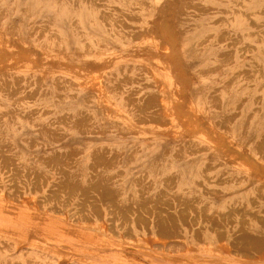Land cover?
<instances>
[{
  "label": "rangeland",
  "instance_id": "obj_1",
  "mask_svg": "<svg viewBox=\"0 0 264 264\" xmlns=\"http://www.w3.org/2000/svg\"><path fill=\"white\" fill-rule=\"evenodd\" d=\"M263 187L264 0H0V264H264Z\"/></svg>",
  "mask_w": 264,
  "mask_h": 264
},
{
  "label": "bare ground",
  "instance_id": "obj_2",
  "mask_svg": "<svg viewBox=\"0 0 264 264\" xmlns=\"http://www.w3.org/2000/svg\"><path fill=\"white\" fill-rule=\"evenodd\" d=\"M188 9V8H187ZM128 36V35H127ZM228 36V35H227ZM139 38V37H138ZM135 39V38H134ZM207 43V42H206ZM223 58V57H222ZM191 113V112H190ZM159 124V123H157ZM167 125V124H165ZM3 163L5 164L6 168L7 169H16L15 167L12 168L11 164L8 163V160H3ZM63 163V162H62ZM58 164V163H57ZM71 164V163H70ZM61 166V164H60ZM59 167V166H58ZM97 170V169H96ZM18 175L14 174V183H18ZM69 180V179H68ZM108 181V180H107ZM106 182V181H105ZM102 183V182H101ZM202 184V183H201ZM80 185V183H79ZM79 185L75 183H72L71 187H70V193L71 195H75V194H78V196L80 197L79 200H78V205H79V208H78V215L80 216V218L84 221H98L100 218V216L98 215V207L96 206V202L93 201L90 196V194L87 192L85 193L83 190H80L81 188H79ZM92 188L98 192L99 194L102 193V195L105 197V201H103L104 204H107V211L109 212V216L107 217L108 219H111V228L112 229H116V227L118 225H123L122 222L123 221H126L128 222V215L126 214V209L129 211V209L131 208L130 205H128L126 203V200H120L118 199L117 195L115 194V190L113 189L114 187H111V186H108V185H97V184H92L91 185ZM202 186V185H201ZM13 187V186H12ZM68 186H65V189L67 188ZM20 188V187H19ZM35 188V187H34ZM37 188V187H36ZM42 188V186H41ZM262 188V186H261ZM264 188V187H263ZM79 189V190H78ZM22 190V189H21ZM25 191V190H24ZM21 192V191H20ZM35 192V191H34ZM15 193V192H14ZM17 193V192H16ZM41 193V192H40ZM264 194V192H260V194ZM19 194V193H18ZM17 195V194H16ZM15 195V197H17ZM14 197V195H12ZM23 196V195H21ZM77 196V195H76ZM14 197V198H15ZM115 197V198H114ZM55 197H52V196H49V199H53ZM24 199V197H23ZM16 201H18V199H15ZM14 201V202H16ZM54 201V200H53ZM160 201V200H159ZM158 201V202H159ZM189 201V200H188ZM198 201V200H197ZM18 203V202H17ZM22 203V202H21ZM31 203V202H30ZM134 203L137 205V204H140L141 203V200H137V201H134ZM187 203V206L188 202ZM129 204H132L131 202H129ZM185 204V203H184ZM127 205V206H126ZM179 206V205H178ZM185 206V207H187ZM192 206V205H191ZM123 207H128L126 208L125 210L123 209ZM192 208V207H191ZM207 208V207H206ZM133 209V208H132ZM185 211L189 212L190 210V207L188 208H184ZM140 209H136L135 211H139ZM193 210V209H192ZM157 211V210H156ZM195 211V210H194ZM105 212V211H104ZM130 212H132V210L130 209ZM141 212L142 213H149L150 212V209L147 207V206H144L142 209H141ZM129 213V212H128ZM133 213V212H132ZM141 213V214H142ZM196 213V212H195ZM245 213V212H242V214ZM137 214V213H136ZM187 214V213H186ZM143 215V214H142ZM180 215V214H179ZM197 217H199L198 215H196ZM138 220H142L143 217H141L140 215L138 216H135ZM154 219H157V217H153ZM242 219H244V215L241 217ZM208 219V218H207ZM214 219V217H213ZM188 220V219H187ZM183 222V221H182ZM193 222V221H192ZM206 222V221H205ZM129 225V224H128ZM200 235V234H199ZM242 243L245 244V245H252L253 242L251 240H242Z\"/></svg>",
  "mask_w": 264,
  "mask_h": 264
}]
</instances>
